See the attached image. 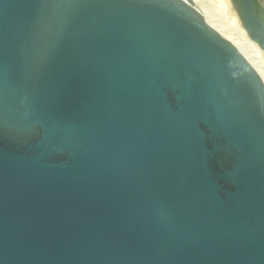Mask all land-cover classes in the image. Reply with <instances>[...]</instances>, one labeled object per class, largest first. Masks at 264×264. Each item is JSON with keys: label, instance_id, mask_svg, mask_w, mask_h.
Here are the masks:
<instances>
[{"label": "water", "instance_id": "95a60500", "mask_svg": "<svg viewBox=\"0 0 264 264\" xmlns=\"http://www.w3.org/2000/svg\"><path fill=\"white\" fill-rule=\"evenodd\" d=\"M0 264H264V84L191 0H0Z\"/></svg>", "mask_w": 264, "mask_h": 264}, {"label": "bare ground", "instance_id": "6f19581e", "mask_svg": "<svg viewBox=\"0 0 264 264\" xmlns=\"http://www.w3.org/2000/svg\"><path fill=\"white\" fill-rule=\"evenodd\" d=\"M195 4V8L202 14L205 21L222 37L230 41L236 49L245 57L254 70L259 75L264 84V52L253 42L241 26L235 9L229 2L225 0L227 6V22L221 23L215 19L203 6L199 0H191ZM264 4V0H260ZM212 13V12H211Z\"/></svg>", "mask_w": 264, "mask_h": 264}, {"label": "rangeland", "instance_id": "374dc122", "mask_svg": "<svg viewBox=\"0 0 264 264\" xmlns=\"http://www.w3.org/2000/svg\"><path fill=\"white\" fill-rule=\"evenodd\" d=\"M199 2L211 15L213 14L212 16L219 22H227L228 14L225 0H199ZM229 2L231 3V0Z\"/></svg>", "mask_w": 264, "mask_h": 264}, {"label": "flooded vegetation", "instance_id": "af4514ba", "mask_svg": "<svg viewBox=\"0 0 264 264\" xmlns=\"http://www.w3.org/2000/svg\"><path fill=\"white\" fill-rule=\"evenodd\" d=\"M261 2V1H260ZM262 3V2H261ZM263 4V3H262ZM260 13H261V17L259 16L260 15ZM258 16H259V18L261 19V20H263L264 21V4H263V6L262 5H258Z\"/></svg>", "mask_w": 264, "mask_h": 264}, {"label": "trees", "instance_id": "16d2710c", "mask_svg": "<svg viewBox=\"0 0 264 264\" xmlns=\"http://www.w3.org/2000/svg\"><path fill=\"white\" fill-rule=\"evenodd\" d=\"M260 17H261V13H260V15H259Z\"/></svg>", "mask_w": 264, "mask_h": 264}]
</instances>
